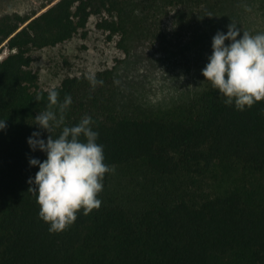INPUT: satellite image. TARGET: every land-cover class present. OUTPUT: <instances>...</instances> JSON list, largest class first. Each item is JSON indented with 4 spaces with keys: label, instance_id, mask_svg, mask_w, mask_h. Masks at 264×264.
Masks as SVG:
<instances>
[{
    "label": "trees",
    "instance_id": "obj_1",
    "mask_svg": "<svg viewBox=\"0 0 264 264\" xmlns=\"http://www.w3.org/2000/svg\"><path fill=\"white\" fill-rule=\"evenodd\" d=\"M123 0H58L41 14L0 17V264H264V203L233 191L198 206L186 201L153 204L139 212L110 198L59 233L39 216L28 178L38 167L27 138L47 103L38 87L32 52L64 43L105 15L98 27L110 37L123 31ZM118 17V19H117ZM82 81L65 78L54 89L70 94L66 123L91 115L105 163L113 168L142 163L154 173L202 174L216 165L264 172V100L238 111L211 87L194 101L157 116L101 117L79 100ZM40 97L37 101L36 98ZM59 129L52 134L58 135ZM48 133L42 131L46 139ZM110 173L105 174L104 187Z\"/></svg>",
    "mask_w": 264,
    "mask_h": 264
},
{
    "label": "rangeland",
    "instance_id": "obj_2",
    "mask_svg": "<svg viewBox=\"0 0 264 264\" xmlns=\"http://www.w3.org/2000/svg\"><path fill=\"white\" fill-rule=\"evenodd\" d=\"M56 1L0 0V17L41 14ZM123 1L119 14L123 31L110 37L97 23L112 17L93 15L87 27L68 41L32 52L40 89L49 91L67 77H78L82 83L77 94L87 112L101 117L165 114L212 87L204 82L201 69L218 30L226 32L232 22L241 31H264V0ZM7 54L4 49L0 56ZM92 76L104 83L93 88ZM233 191L264 203V172L216 165L202 174L162 176L135 163L114 167L99 198L102 204L117 199L139 212L153 204L180 201L198 206Z\"/></svg>",
    "mask_w": 264,
    "mask_h": 264
},
{
    "label": "clouds",
    "instance_id": "obj_3",
    "mask_svg": "<svg viewBox=\"0 0 264 264\" xmlns=\"http://www.w3.org/2000/svg\"><path fill=\"white\" fill-rule=\"evenodd\" d=\"M211 49L201 74L225 105L244 111L264 100V31L252 34L231 22L226 32L214 34ZM89 80L93 88L104 83L95 76ZM59 97L58 90L48 91L46 105L33 119L37 130L27 138L31 151L46 156L43 160L29 157V166L38 167V171L27 182L39 206L38 216L50 233L70 227L81 210L88 215L98 209L105 174L114 171L104 162V145L97 142L99 132L93 127V117L85 114L77 123L67 124L72 97ZM5 128L6 120L0 119V131ZM56 129L60 131L54 136ZM42 131L48 133L46 139Z\"/></svg>",
    "mask_w": 264,
    "mask_h": 264
},
{
    "label": "water",
    "instance_id": "obj_4",
    "mask_svg": "<svg viewBox=\"0 0 264 264\" xmlns=\"http://www.w3.org/2000/svg\"><path fill=\"white\" fill-rule=\"evenodd\" d=\"M6 57V55H1L0 56V59L2 60V59H4Z\"/></svg>",
    "mask_w": 264,
    "mask_h": 264
}]
</instances>
